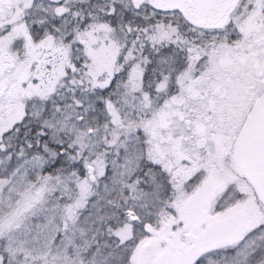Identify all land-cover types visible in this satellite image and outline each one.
<instances>
[{"label":"snow or ice","instance_id":"snow-or-ice-1","mask_svg":"<svg viewBox=\"0 0 264 264\" xmlns=\"http://www.w3.org/2000/svg\"><path fill=\"white\" fill-rule=\"evenodd\" d=\"M0 264H264V0H0Z\"/></svg>","mask_w":264,"mask_h":264}]
</instances>
